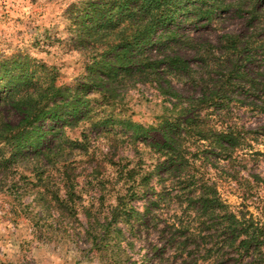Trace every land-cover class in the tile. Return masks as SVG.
<instances>
[{"label":"trees","instance_id":"trees-1","mask_svg":"<svg viewBox=\"0 0 264 264\" xmlns=\"http://www.w3.org/2000/svg\"><path fill=\"white\" fill-rule=\"evenodd\" d=\"M230 11L245 21L248 33H222L217 44H199L181 32L192 18L210 25ZM69 19L70 41L84 63V73L71 85L58 86L57 75L28 55L0 58V168L39 163L41 155L52 158L53 150L44 145L50 134L83 155L98 141L115 151L121 140L146 145L153 157L144 174L122 159L112 163L122 186L112 195L114 204L104 205L103 189L97 202L107 213L93 215L96 203L80 210L79 175L68 168L64 184L52 194L58 210L80 223L83 212L92 244L107 242L106 249H118L114 264H138L124 260L121 249L155 232L164 243L160 247L147 238L149 248L170 249V258L181 264H264V208L258 217L246 208L233 210L207 173L225 160L232 180L248 182L239 171L231 173L233 163L243 159L246 132L236 124L219 129L208 120V111L223 113L239 102L264 114V0H80L70 7ZM252 50L259 56L254 75L245 67L255 58ZM191 52L196 57L189 58ZM210 56L230 62L213 83L198 77V66ZM183 81L196 83L199 95L182 94L175 85ZM140 85L169 104L156 125L147 127L116 112ZM82 122L88 127L81 141L58 136ZM118 126L121 137L114 135ZM96 128L100 132L91 137ZM101 166L91 168L96 174ZM139 200L141 209L135 205Z\"/></svg>","mask_w":264,"mask_h":264},{"label":"rangeland","instance_id":"rangeland-1","mask_svg":"<svg viewBox=\"0 0 264 264\" xmlns=\"http://www.w3.org/2000/svg\"><path fill=\"white\" fill-rule=\"evenodd\" d=\"M79 1L0 0V58L28 55L47 65L57 75L58 86L77 81L84 73V63L82 54L73 48L70 41L69 17L70 7ZM192 19L182 26L181 32L189 34L199 44H217L222 33H248L245 21L233 11L210 25ZM252 54L255 58L245 67L254 75L259 70V56L255 50ZM193 56L194 52H191L189 58ZM199 61L196 58L195 68ZM229 65L230 62L223 63L218 57H207L202 67L201 64L198 66V77L204 75L207 82L213 83L222 78ZM176 84L184 95L200 93L201 88L192 81ZM167 106L169 104L163 102L157 92L140 85L127 93L116 112L148 127L159 122ZM208 113L210 123L219 129L227 124H236L242 128L240 131L246 132V146L239 153L244 155L243 159L233 163L231 173L239 171L240 177L248 179V182L232 180L227 175L230 170L225 160L218 162L215 168L209 167L208 177L233 210L246 208L258 217L264 208V182L257 183L249 174L264 180V114L239 102H234L226 112H214L212 109ZM86 125L82 122L74 129L65 128L58 132V136L81 141L83 129L88 127ZM96 129L89 134L91 137L100 132ZM114 131L116 137H121V127H116ZM151 134L157 140L160 138L158 133ZM44 145L53 150L52 158L41 155L43 160L39 163L21 162L9 168H0V264H114L117 257L114 254L118 249H106L107 242L103 246L93 245V237L83 225L87 221L83 212L78 215L81 223L77 222L68 211L58 210L59 204L53 201L52 194L64 184L62 181L66 180L68 168V172L79 175L76 192L80 197V210L96 203L93 215L100 214L98 211L107 213L108 208L100 207L97 202L101 200L103 189L107 197L104 205L114 204L112 195L122 186L115 181L117 166L112 163H119L122 159L120 163L135 169L140 176L152 165L151 149L146 145H128L121 140L115 151L104 141H98L91 145L87 155H83L81 152H70L69 145L54 134L47 136ZM32 158L36 159V155ZM99 164L102 165L101 173L95 174L91 167H98ZM64 193L62 191L61 195ZM244 193H248L246 201ZM135 205L141 209L143 201L139 200ZM147 238L160 247L164 243L158 241L156 232L150 237L145 235L143 239L136 240L132 248L121 249V253L125 252L121 254L123 259L129 257L131 259L126 260L128 263L136 260L138 264H181V260L170 258V249H150ZM143 258L149 260L142 263Z\"/></svg>","mask_w":264,"mask_h":264}]
</instances>
